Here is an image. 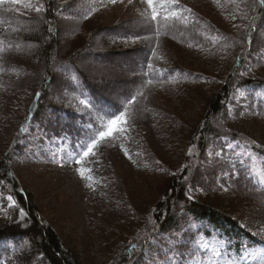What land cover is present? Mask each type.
<instances>
[{"label":"rangeland","instance_id":"1","mask_svg":"<svg viewBox=\"0 0 264 264\" xmlns=\"http://www.w3.org/2000/svg\"><path fill=\"white\" fill-rule=\"evenodd\" d=\"M250 2L251 0H178V5L171 7L161 2L156 7L158 15L155 20L152 19L153 13L150 10V15L145 20L153 21L155 28L160 33L163 30L165 32L162 36L159 35L156 41H152L153 38L144 41L145 46L150 48L153 54L154 61L151 66L157 70L156 75L162 70L161 68H171L175 79L179 80L175 84L174 79L169 78L166 85L163 83L153 86L152 84L151 89H144V93L137 97L138 107H136V103L131 106L134 114L130 111L129 116H127L128 121L118 126L123 129V131L117 132L122 135L121 140L128 141L133 131L140 128L136 114L139 112L140 106H144L147 102H150L152 107L148 109L155 110L156 119L152 122L153 125L150 124L149 126L153 130L154 125H157L154 131L155 136L157 129L162 130L163 133V125L169 126L177 123L176 117L179 119V114L185 119L192 118L199 111L197 106L200 101L192 106H186L185 100L177 101L179 96L185 97L186 94L192 99H196L193 93L196 95L198 92V97L200 96V87H198L200 85L196 86L197 89L194 86L187 87L190 83L185 82L187 74H195L196 71L201 72L205 69L208 74L220 76L222 71L225 72V70L230 69L237 58V56L234 57L233 51L236 52L235 55H240V51H242L241 57L244 59H246V55H249L246 64L243 65V70L245 68V71L248 70L255 76L264 77V19L260 31L251 34L254 43L258 44V49L254 45L253 51L241 48L238 44L230 43L224 46L228 50L226 54L216 51L217 53L212 56L208 55V48L206 49L201 45L192 47L195 43H188L186 40L177 41V36L174 35L177 28L176 22L180 16L193 15L194 17L197 15L200 19L209 20L212 23V26H209L210 29L215 26V30L209 37L212 43H221L217 41L220 36L235 37L236 39L235 30L241 27L244 15L246 16L245 13L250 9L248 8ZM25 5L30 6L26 7ZM144 5H146L144 0H132L131 3L129 0H115L114 3L112 0H80L71 12L67 11L63 16H58L67 24H61L63 27H59L57 39H59L58 41H60L65 52L69 54L70 50L77 49L78 46L74 36L71 37L78 24L83 23L84 27L85 24H88L90 25L88 28L94 26L98 29L113 27V25L125 20L140 17ZM36 7L41 8L39 0H23L21 3L3 0L0 3V26L7 25L9 28L20 29L21 21L36 18L42 11H35ZM88 8L91 15L86 19L78 18ZM262 14L264 16V9ZM251 21L249 20L248 24ZM254 23L256 24V22ZM245 24L246 22L242 25V29H245ZM217 33L218 36L215 40ZM10 34L12 33L10 32ZM21 35H24L23 46L15 47L12 45L13 49L17 50V58H10L13 52L10 56L4 55L5 58H0V69L5 70V75L8 74L11 77L18 68L22 74L18 71L17 75H25L22 78L24 82H21V89H19L16 97L11 100V103L5 99V95L9 94L7 89L2 91L4 93L0 97L4 99L3 103H0L3 105L0 106V160L9 159V173L12 180L25 190L26 195L32 196L42 219L44 218L53 225L67 245L82 257L83 263L102 264L105 261L107 263L108 256L116 258L119 252L121 253L125 249L124 243L127 239L134 237L139 224V221L137 222L139 217L135 216L134 211L144 210L143 215L149 214L157 188L164 186L165 179L178 168L182 154L187 152L186 140L181 141L180 139L174 148L168 143V141L178 139L177 135L172 132L173 137L168 138L166 142L168 145L167 153L161 158L163 164H144L142 169H135L125 159L124 147L120 149V145L115 144L117 141H114L113 136L102 147L97 146L94 149V155L86 157L80 164H77L76 160L79 159V155L83 151L80 147L82 137H79V129L74 125L73 128L68 127L62 132L58 120L54 119L55 116H52L51 112H48L51 108H46V112L37 114L33 123L27 129L22 130L21 125L26 124L27 111L32 105L33 93L31 94L30 91L39 89L43 74L42 65L37 63L35 50H33V54L30 49L35 44L37 36H34L30 31L22 32ZM108 36L112 35L98 39L95 44H92V48L86 50L83 48L77 61L92 78H104L108 79L110 84L116 83L104 88V91L101 90L107 101L116 106L117 103L124 102L121 96L130 93L133 86L137 88L136 91L143 88V78L140 71L142 56H134L131 60L129 58L111 59L110 56L105 55L108 54L107 51L104 52L101 48L102 46L104 49H110V46L106 45ZM202 36L207 37V32H202ZM182 37L186 39L190 38V35L181 34ZM130 46H133V43ZM9 65H12L10 67L13 68V73L8 70L7 66ZM215 71L216 73H214ZM54 75L56 87L49 93V96L54 99L63 98L66 100L63 102L64 105L56 104L55 108L64 107L72 110L74 103L64 95L71 94L73 90V86L70 85L69 74ZM165 75L167 72L164 73ZM124 80L134 81V83L140 80L141 84L139 87L129 83L130 85L120 89V82ZM0 82L7 85V88L8 85L12 88L16 86L14 85L15 82L5 79L2 75H0ZM96 84L100 90V82L98 81ZM211 86L210 82L203 85L202 92L210 90ZM180 90L182 91L180 92ZM246 92L245 88H238L232 96V103L240 106V103L245 100ZM258 95L264 100V88ZM165 103L169 107L166 112H161V109L164 110L165 108ZM37 107L38 104L35 109ZM179 109L182 110V113H179ZM158 112H161L162 118L157 117ZM57 115H60V112ZM169 116L170 120L167 122ZM53 122L55 128L52 126ZM144 128L140 129L148 130ZM59 130L60 132L56 136L55 131ZM48 131L49 137H47ZM230 132L246 138L250 145L238 144L224 139L213 148L215 153H219V155H214L213 149H209L206 153H202L203 157L200 164V158L196 159L195 157L198 152L194 151V156L192 153L190 159L195 163L198 161L196 168L199 167L198 170H195L197 179H200L201 176L202 184L205 182L216 188L217 194L213 198L223 206L220 207L237 213L236 217L240 224L248 232H253V236L260 235L261 238H264V192L261 190H264V155L262 152L253 151L251 148L252 145H257L264 150V121L261 120V117H257V120L249 118L242 112L240 115L232 117ZM161 136L162 134L159 138ZM150 149L151 147H147L148 160L150 158L149 153H151ZM189 156L188 153L184 158ZM216 156L221 158L216 159ZM217 160L223 161L227 166L228 169L225 173H231V170L237 173V170L234 169L235 164L239 160L247 161L248 172L254 177V182L252 181L254 185H251L249 180L240 175L239 177L242 179L238 177V179L230 180L229 178L227 181L229 182L228 189L233 187V194L226 191L225 185L224 189L218 190L223 182L221 179L222 172L217 175L215 173L221 166ZM78 169L83 170V175ZM201 187L202 185H200L199 191L194 187V192L197 190L202 197L210 199V194ZM150 188L156 189L150 191ZM11 194V185L0 181V227L19 214L18 206L15 204L13 207L7 199ZM157 194H160L159 190ZM21 221L24 224V230L27 231L25 225L27 219L22 217ZM196 230L194 229V231ZM194 233L188 232L183 238L176 233L156 234L151 241L147 242L143 250L134 251V254H137V261L135 259L134 264H257L259 257L254 259L253 256L264 251V245L261 244L247 248L240 258L231 256L228 246L218 237L212 236L206 240L200 233L199 241H194L197 235L196 232ZM3 249L0 246V252ZM1 257L0 255V264L2 263ZM33 264L44 263L36 260Z\"/></svg>","mask_w":264,"mask_h":264},{"label":"trees","instance_id":"2","mask_svg":"<svg viewBox=\"0 0 264 264\" xmlns=\"http://www.w3.org/2000/svg\"><path fill=\"white\" fill-rule=\"evenodd\" d=\"M79 1L80 0H39L40 7L42 8V11L39 13L40 15L38 14L36 18L21 21L20 29L9 28L7 25L0 26V58H5L4 55L10 56L12 52L10 58H17V50L13 49L14 47H12V45L15 47H20L22 45V40H24V35H21L22 32L25 33L30 31L34 36H37L35 44L31 46L30 49L31 53L34 54L33 50L36 52L35 56L37 57V63L42 65L43 77L40 81L39 89L34 91H30L29 89L30 93H33L32 105L27 111L26 124H22L21 129H27L33 123L37 114L46 112V108H51L48 112H51V115L55 116L54 119L58 120L62 132L68 129V127L73 128L75 125V127L79 129V137H82L80 140L81 143L86 144L91 142V138H96L99 131H105L107 129L108 120L113 118V114L119 115L120 112H125V121L127 122L129 119L127 116H129L130 111L134 114L131 106L136 103L137 97L141 93H144V89H151L152 84L153 86L163 83L166 85L169 78L174 79V83L177 84L179 79H175L171 68H161L162 70L156 75L157 70L151 66L154 61L153 54L150 48L145 46L144 41L149 38H153L152 41H156L158 36H162L165 32L163 30L160 33L159 30L155 28L153 21L145 20V18L149 17L151 10L147 5H144L145 7L140 17L138 16L137 18L125 20L122 23L113 25V27L110 26L109 28L103 27L98 29L94 28V26L88 28V26H90L88 24H85V27L83 23L78 24L74 33L71 34V37L74 36L75 41L78 42L77 49L70 50L71 52L69 54L65 52L60 41H58L59 39H57L58 29L59 27H63L61 24L65 22L60 20L58 16H63L67 11L71 12ZM161 2H164V0H156V7ZM248 8L250 9L245 13L246 16L244 15L241 27L235 30L236 39L235 37L229 38L228 36H220L217 41L221 43H212L209 37L215 30V26L210 29L209 26H212V23H210L209 20L205 21V19H200L197 15L194 17L193 15L180 16L176 22L177 28L175 29L174 35L177 36V41L182 42L186 40L188 43H195L192 47L201 45L206 49L208 48L207 53L212 56L217 53L216 51L226 54L228 50L225 49L224 46L230 43L238 44L241 48L253 51L254 45H256L258 49V44H256V42L254 43L251 34L260 29L264 19L262 14L264 0H251ZM90 15L91 13L88 8L87 11L78 18L86 19ZM249 20L252 21L248 24ZM245 22V29H242V25ZM254 22H256V24ZM10 32L12 34L9 35ZM202 32H207V37H203ZM181 34L190 35V38L183 39V37L181 38ZM107 35H112L106 38L108 39L106 45H109L110 49H104L102 46L101 48H103L102 50L104 52L107 51L106 53L108 54L105 55L110 56L111 59L129 58L131 60L134 56H142L140 71L143 78V88L137 90V92V88L133 86L130 93L121 96L124 102L117 103L116 106L109 103L103 92H101V90L104 91V88L113 86L116 83L110 84L108 82L109 80L104 78H92L87 74V70L85 68L83 69L77 61L83 48H85V50L92 48V44H95L98 39H103V37ZM3 36H6V39H4ZM217 36L218 33L215 35V40ZM132 43L133 46H130ZM233 53L234 57L237 56V58L232 63L230 69L225 70L226 73L222 71L220 76L217 74H208L205 69L201 72L196 71L195 74L190 73V75H185V82H190L187 87H196L200 85L198 86L200 87V96L198 97V92H196V95L193 93L196 99H192L188 94H186L185 97L179 96L177 98V101L185 100L186 106L196 105V103L200 101L197 106L199 111L195 113L192 118L185 119L179 114V119L176 117L177 123L174 125L170 124L169 126L163 125V133L161 132L162 130L157 129V135L155 136L154 131L157 125H154L153 130L149 128L150 124L153 125L152 122L156 119L154 116L155 110L148 109L151 107V103L147 102L144 106H140L136 117L139 120L140 128L145 127L148 130L145 131L137 128V130L133 131L130 135L128 141L125 139H122V141V135L119 133L113 135L112 138H115L114 141H117L115 144L117 146L120 145V149L124 147L125 153L123 154L126 157L125 159L128 160L135 169H142V165L144 164L162 165L163 161L161 158L167 153L166 148H168V145L166 142L168 138L173 137L172 132L174 135H177L178 139L176 141H168V143L175 148L180 139L181 141L185 139L188 150L186 153L182 154L180 162H178V168L165 179L164 186L157 188V196L155 195L153 198L154 203L149 214L146 213L147 215H143L144 210L134 211L136 213L135 216L139 217L137 220L139 224L136 228L137 231L134 237L127 239L124 243V245H126L125 249L121 253L119 252L116 258L108 256V262L106 263L105 261L102 264H134L135 259L137 261V254L134 253L143 250L147 242L151 241L156 234L176 233L183 238L188 232H196L197 235L194 241H199L198 236H201V234L203 239L206 240L212 236H216L228 246V251L231 256L239 258L247 248L254 247L255 245H264V238H261L262 236H253V232H248L246 228L240 224L239 219L236 217L237 213L229 209L227 211L221 208L223 206L214 200L213 197L217 194L216 188L205 182L202 184L201 176L200 179H197L195 170H198L199 166L196 168V163H198V161L195 163L190 159L191 154L193 153L192 156H194V151H197L198 154L195 157L196 159H198V157L200 158L201 164L203 154L209 149H213L216 145H219L224 139L237 142L238 144L250 145V142L246 138L239 137V135L230 132V121H232L233 116L240 115L244 112L249 118L257 120V117H261V120L264 121V100L258 95L264 88V77L255 76L251 74L250 71H245V68L243 70V65L246 64L249 55H246V59H244V57H241L242 51H240V55L238 54L239 56L235 55V51H233ZM242 59H244V62ZM10 66L12 65L7 66L8 70H11V73H13V68ZM16 71L22 72L19 68ZM17 72L10 77L8 74L5 75L4 69H0V75L4 76L7 80H11V82H15L14 85H16L13 88L8 85L7 88V85L0 82V97L3 96L2 94L4 92L2 91H6L7 89L9 94L5 95V99L6 101H10V103L11 100L16 97L19 89H21V82H24L22 78H24L25 75L19 76ZM165 72H167V75L164 76ZM66 73L69 74L71 81L70 85L73 86L72 91H75V93L71 91L72 95L64 94L74 103L72 110H68L64 107L55 108L56 104L61 103V105H64L63 102H66V100L63 98L54 99L49 96V93L56 87L54 74L63 76ZM214 73H216V71ZM98 81L100 82V90H98L97 87L99 86L96 84ZM209 82L212 88L202 92L203 85H207ZM129 83L139 86L141 81L138 80L134 83V81L129 82L128 80H124L120 82V89L127 87L130 85ZM238 88H245L247 91L245 100L240 103V106H236L232 103V96ZM181 91L182 90H180V92ZM133 97H135L134 100ZM81 99L90 101V106L85 107L80 104L79 101ZM3 100L4 99L0 98V103H3ZM37 104L38 107L35 109ZM0 106L2 107L3 105L0 104ZM136 107H138V103H136ZM168 107V104L165 103L166 109H161V112H166ZM178 111L182 113V110L179 109ZM59 112L60 115H57ZM161 112H158L157 117L162 118V115H160ZM169 120L170 116L167 117V122H169ZM52 126L55 128L54 122ZM55 132L57 133L55 135L58 136L60 130ZM48 133L49 131L47 132V137H49ZM160 134H162L161 138H159ZM112 138H106L98 146L102 147V145L106 144ZM126 142L127 144L125 145ZM147 147H151L149 160L147 156ZM251 148L253 151L262 152L264 155V150L260 148V146L252 145ZM212 152L214 155H217L215 149H213ZM188 153H191L190 156L184 158ZM215 158L220 159L221 157L216 156ZM217 161H219L221 166L215 173L217 175L219 172H222L221 179L223 182L221 188L218 190L221 191L222 188L224 189L225 185L227 188L226 191L233 194V187L228 189L229 182L227 181L229 178L230 180L233 178L238 179L240 175H242V178L249 180L251 185H254V177L248 172L247 161L239 160L235 164L234 169L235 171L237 170V173H235L234 170H231V173H225L228 169L226 168L227 166L223 161ZM9 169V159L0 160V181L11 185V196L20 211L18 215L0 227V246L4 248L0 252L2 256L1 264H33L36 260L44 264H85L81 259L82 257L67 245L61 234H59L53 225L48 223L44 218L42 219L32 196L30 194L26 195L25 190L12 180ZM200 185H202L201 188H203L205 192L210 194V199L202 197L201 194L197 192V190H200ZM194 187L197 189L196 192H194ZM155 189L156 188H150V191H154ZM158 190L160 194H157ZM261 190L264 192L263 189ZM129 192L131 193V190H129ZM135 193L138 192L135 191ZM21 212L23 215H21ZM22 217L27 219L25 223L26 229H28L27 231L23 228L24 224H22L23 220L21 221ZM194 229L197 230L194 231ZM8 246L11 247L9 248Z\"/></svg>","mask_w":264,"mask_h":264},{"label":"snow or ice","instance_id":"3","mask_svg":"<svg viewBox=\"0 0 264 264\" xmlns=\"http://www.w3.org/2000/svg\"><path fill=\"white\" fill-rule=\"evenodd\" d=\"M3 0H0V3H2ZM13 3H21L23 0H12ZM114 3L115 0H112ZM132 0H129V3H131ZM144 3L148 6L149 9H151L153 15L152 19L155 20L158 13H157V8H156V0H144ZM164 3L167 4L168 6H176L178 5V0H164ZM26 7H29L30 5H25ZM163 6V5H162ZM42 9L39 7L35 8V11L39 12ZM190 11V10H188ZM175 15V13H172ZM138 38V37H136ZM135 39V38H134ZM142 95V94H141ZM135 97H133V100ZM80 104L84 105L85 107L90 106V101L86 99H81L79 101ZM125 112H120L119 115L113 114V118L108 120L107 123V129L105 131H99L98 136L96 138H91L90 143H81L80 147L83 149L82 154L79 155V159L76 160L77 164H80L86 157H89L90 155H94V149L97 148V146L103 142L106 138H111L113 136V133L121 132L123 131L122 128H119L118 126L122 123L125 122ZM191 154V153H190ZM219 155V153H217ZM80 171L81 175H83V170L78 169ZM8 201L11 202L12 206L15 207V201L13 200L12 196H8ZM21 215L23 213L21 212ZM259 257L257 260V264H264V251L260 253H256L253 258L255 259L256 257Z\"/></svg>","mask_w":264,"mask_h":264}]
</instances>
